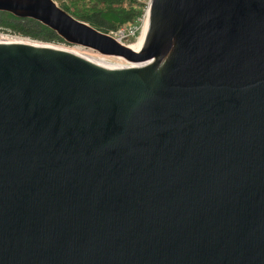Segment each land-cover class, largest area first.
<instances>
[{
	"label": "water",
	"instance_id": "water-1",
	"mask_svg": "<svg viewBox=\"0 0 264 264\" xmlns=\"http://www.w3.org/2000/svg\"><path fill=\"white\" fill-rule=\"evenodd\" d=\"M0 10L123 65L0 42V264H264V0H150L136 50Z\"/></svg>",
	"mask_w": 264,
	"mask_h": 264
},
{
	"label": "trees",
	"instance_id": "trees-1",
	"mask_svg": "<svg viewBox=\"0 0 264 264\" xmlns=\"http://www.w3.org/2000/svg\"><path fill=\"white\" fill-rule=\"evenodd\" d=\"M65 11L96 29L112 32L120 27L139 25L142 0H55ZM0 32L51 44L67 43L52 28L31 17L15 16L0 10ZM136 33L140 34V27ZM129 36L124 38L125 42ZM128 44V43H127Z\"/></svg>",
	"mask_w": 264,
	"mask_h": 264
},
{
	"label": "rangeland",
	"instance_id": "rangeland-1",
	"mask_svg": "<svg viewBox=\"0 0 264 264\" xmlns=\"http://www.w3.org/2000/svg\"><path fill=\"white\" fill-rule=\"evenodd\" d=\"M144 25V19L142 20V23H140V34L136 33L135 32V35H131L128 37V39H126L127 41L131 40L130 42H124V43H128L130 45H135L142 37H143V34H144V31H145V26ZM143 26V27H142ZM111 33V32H109ZM7 37H4V38H9L10 39V36H15V35H5ZM16 40L17 38L19 37H15ZM28 39V38H26ZM19 40H23V39H19ZM125 41V40H124ZM51 44V43H49ZM51 45H55L56 47H62L64 49H69V50H72L74 53L76 52L77 54H81V55H86V56H89V57H95L97 59H100V58H103L104 60H107V61H110V62H114V63H118V64H122V58L118 57V56H115V55H103V54H100V53H97L96 51H94L93 49L89 48V47H85V46H81V45H77V44H73V43H59V44H51Z\"/></svg>",
	"mask_w": 264,
	"mask_h": 264
},
{
	"label": "bare ground",
	"instance_id": "bare-ground-1",
	"mask_svg": "<svg viewBox=\"0 0 264 264\" xmlns=\"http://www.w3.org/2000/svg\"><path fill=\"white\" fill-rule=\"evenodd\" d=\"M137 28L138 27H140V24L139 25H135ZM144 26V25H143ZM142 26V27H143ZM137 28H136V30H137ZM4 37H7V36H5V35H3L2 37H0V42H10V41H13V40H15L16 41V38L15 37H19V36H10V39L9 38H4ZM26 39V38H24V37H19V38H17V39ZM28 40V39H27ZM143 40V39H142ZM142 40L140 39L135 45H130V44H126L130 49H132V50H136L138 47H139V45L141 44V42H142ZM59 48H62V47H59ZM64 49V48H63ZM66 50H69V49H66ZM69 51H71V52H73L72 50H69ZM74 53V52H73ZM75 54H77L76 52H75ZM79 55V54H78ZM79 56H81L82 58H84V59H86V60H88V61H91V62H93V63H96V64H98V65H101V66H103V67H106V68H122L123 67V65L122 64H118V63H114V62H110V61H107V60H104L103 58H100V59H97V58H95V57H89V56H86V55H79ZM122 58V57H121ZM122 63V62H121Z\"/></svg>",
	"mask_w": 264,
	"mask_h": 264
},
{
	"label": "built area",
	"instance_id": "built-area-1",
	"mask_svg": "<svg viewBox=\"0 0 264 264\" xmlns=\"http://www.w3.org/2000/svg\"><path fill=\"white\" fill-rule=\"evenodd\" d=\"M142 1H143V8H142L143 12H142L141 17H139V23H142V20L144 19V26H145V22H146V19H147V13H148V5H149L150 0H142ZM136 28L137 27L135 25H129V26H125V27H120L117 30L112 31L111 34L118 41L124 43L125 42L124 38L126 36L135 35ZM7 34L8 35H12V34H9V33L0 32V37H2L3 35H7Z\"/></svg>",
	"mask_w": 264,
	"mask_h": 264
}]
</instances>
